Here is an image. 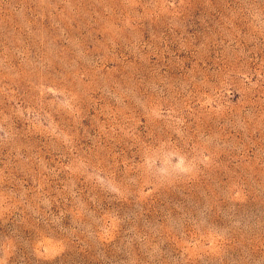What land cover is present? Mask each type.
<instances>
[{"label":"rangeland","instance_id":"rangeland-1","mask_svg":"<svg viewBox=\"0 0 264 264\" xmlns=\"http://www.w3.org/2000/svg\"><path fill=\"white\" fill-rule=\"evenodd\" d=\"M0 264H264V0H0Z\"/></svg>","mask_w":264,"mask_h":264}]
</instances>
